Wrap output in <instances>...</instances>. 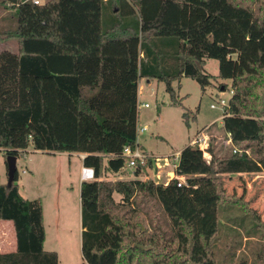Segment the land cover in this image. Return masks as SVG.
<instances>
[{
  "label": "trees",
  "instance_id": "1",
  "mask_svg": "<svg viewBox=\"0 0 264 264\" xmlns=\"http://www.w3.org/2000/svg\"><path fill=\"white\" fill-rule=\"evenodd\" d=\"M38 1L2 0L15 26L0 29V43L15 40L16 50L0 49V149L17 158L28 149L85 155L94 179L80 184L81 264H214L225 211L238 214L226 230L244 228L238 244L264 239V221L244 191L232 196L241 208L224 203L219 177L264 172V0ZM208 59L218 61L215 76L205 71ZM141 78L164 83L187 126L196 116L173 84L190 78L205 91L229 79L221 128L235 152L217 157L209 144L207 159L197 144L186 145L167 183L139 178L156 170L151 156L136 160L133 179H101L124 169L123 149L139 145ZM17 181L16 170L10 188L0 184V220L11 221L16 241L0 264H58L43 247L41 204L25 199Z\"/></svg>",
  "mask_w": 264,
  "mask_h": 264
},
{
  "label": "rangeland",
  "instance_id": "2",
  "mask_svg": "<svg viewBox=\"0 0 264 264\" xmlns=\"http://www.w3.org/2000/svg\"><path fill=\"white\" fill-rule=\"evenodd\" d=\"M102 20L105 27L109 21L108 13H103ZM14 26L15 18L12 6L3 4L0 0V29H12ZM1 48L16 50V42L8 40L0 43ZM260 64L264 70V41L260 44ZM205 71L213 76L217 75L218 61L208 59ZM260 77L263 81L261 86L264 87V71L260 73ZM224 85L228 88L225 89ZM173 86H175L177 97L188 110V115L194 113L196 118L191 119L188 126L185 125L182 118L183 108L169 105V95L165 91L164 83L152 80L149 86L144 84L139 102L147 103L148 107L141 106L139 103L138 126H146L147 131L139 133L137 136L142 145L141 148L159 155L160 161L163 157L168 158L171 164L177 160L176 151L181 150L184 144L196 135L205 140L197 145H201L204 149V156L207 159L211 157L206 150L209 144L217 157L233 153L234 148L220 127V119H215L223 115L224 106L220 104V99L228 102L231 96L229 91L231 81L217 79L205 91H202L197 82L190 78L182 79L181 88L177 86L176 82ZM211 104L216 107L211 108ZM5 159L4 149H0V184L7 182ZM80 166L81 159L76 153H50L33 149L24 151V154L20 155L16 161L19 192L25 199H35L40 202L47 234L44 248L57 253L58 264H81L83 262L80 243L81 231L79 229ZM156 167L155 171H146L139 178L165 182L169 165L163 164ZM132 172V166L127 163L119 173L106 172L101 179L105 181L130 180L134 178ZM219 177L222 178L228 195L225 197L224 203L235 205L239 209L238 199L232 196L238 197L244 191V200L249 207L257 211L264 221V172L219 175ZM181 179L183 180V178ZM113 198L116 202H121L119 194L114 193ZM131 206L135 208V205L131 204ZM236 215L238 214L226 211L219 215L220 239L217 242L214 264H264V250L260 255L257 254L262 248L264 239L258 236L249 240L242 238L238 244L244 228L236 225L239 232H235V234L226 230L228 228L227 219L234 218ZM249 219V216L245 219L244 226L246 228L250 227ZM1 223L11 229L14 237L15 232L10 221ZM144 225L148 227L149 231L151 230L147 223ZM144 225L141 226L142 230L145 229ZM260 256L263 258L262 262H259Z\"/></svg>",
  "mask_w": 264,
  "mask_h": 264
},
{
  "label": "crops",
  "instance_id": "3",
  "mask_svg": "<svg viewBox=\"0 0 264 264\" xmlns=\"http://www.w3.org/2000/svg\"><path fill=\"white\" fill-rule=\"evenodd\" d=\"M207 61V60H206ZM206 65V64H205ZM184 79V78H183ZM152 80L154 79H145V78H141L138 82V103H141L139 102L140 100V95H141V91L143 90V85L145 84L146 86H149V84H151ZM182 81V79H181ZM181 81H180V84H179V87L181 88ZM143 103V102H142ZM139 106V105H138ZM148 107V106H147ZM139 113V111H138ZM159 113V112H158ZM222 116H218L217 118L215 119H220V127L222 126ZM139 118V117H138ZM214 120V119H213ZM212 120V121H213ZM139 127V126H138ZM143 127V126H141ZM146 127V126H145ZM147 131V130H146ZM144 133V132H142ZM140 133V134H142ZM196 135H194L192 138H190L185 144L183 147H185L186 145H190L192 144V141L195 139ZM137 142L139 144V149L141 152H143L145 155L147 156H151L155 159V166H161L163 164H168L169 167H171L169 169L168 167V173H167V178H166V181L163 182V181H155L156 183H167L172 177H174V174H173V170L172 168L174 167V165L176 164V162L174 161L173 163L170 164V160H168V158L166 157H163V159L160 161L158 158H159V155H156L150 151H147L145 149H142V145L140 144V141L138 140V137H137ZM182 147V148H183ZM181 148V149H182ZM180 150L176 151V153H179ZM66 154H70V153H66ZM72 154H75V153H72ZM77 154V153H76ZM80 156V159H81V166H80V169L81 167L83 166V163H82V155L84 154H77ZM169 157V156H168ZM157 158V159H156ZM174 160V159H173ZM161 162V163H160ZM80 169H79V182L81 184L82 180H81V177H80ZM122 170V169H121ZM149 171V170H148ZM171 172V174H170ZM119 173V172H118ZM3 184V183H1ZM2 221H6V220H0V253H3V252H12L15 250L16 248V241H15V234H14V237L12 236V231L11 229L8 228V226H6L4 223H1ZM11 223V221H10ZM12 224V223H11ZM13 226V225H12ZM45 229V228H44ZM80 231H81V222H80V227H79ZM46 230H45V240H44V244H43V247L45 246V242H46ZM81 243V241H80ZM45 249V248H44ZM46 250V249H45Z\"/></svg>",
  "mask_w": 264,
  "mask_h": 264
},
{
  "label": "built area",
  "instance_id": "4",
  "mask_svg": "<svg viewBox=\"0 0 264 264\" xmlns=\"http://www.w3.org/2000/svg\"><path fill=\"white\" fill-rule=\"evenodd\" d=\"M34 3H39L38 0H33ZM227 102L220 99V104L224 106ZM141 106L147 107V103H140ZM211 108H215L216 106L214 104L210 105ZM147 128L145 126L143 127H137V136L139 133L145 132ZM205 140L203 137L196 136L195 139L192 141V144H197L199 142H204ZM230 142V140H229ZM201 149V145H198ZM204 150V149H203ZM235 152V150H233ZM176 157L178 158L179 153H175ZM122 156H124L127 159V163L132 166V168L136 165V160H138L141 164L144 163V160L148 157L143 152L140 151L139 145H136L134 149L130 147H125L122 152ZM176 165V164H175ZM174 165V166H175ZM80 177L82 181H91L94 179V170L91 167L82 166L80 169Z\"/></svg>",
  "mask_w": 264,
  "mask_h": 264
},
{
  "label": "water",
  "instance_id": "5",
  "mask_svg": "<svg viewBox=\"0 0 264 264\" xmlns=\"http://www.w3.org/2000/svg\"><path fill=\"white\" fill-rule=\"evenodd\" d=\"M85 155H82V158H84ZM16 161L17 157L14 155H7L6 156V175H7V187L10 188L13 183H14V177H15V172L17 170L16 167Z\"/></svg>",
  "mask_w": 264,
  "mask_h": 264
}]
</instances>
